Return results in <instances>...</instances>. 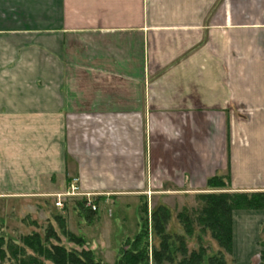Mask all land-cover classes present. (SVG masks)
Returning a JSON list of instances; mask_svg holds the SVG:
<instances>
[{"label": "crops", "instance_id": "obj_1", "mask_svg": "<svg viewBox=\"0 0 264 264\" xmlns=\"http://www.w3.org/2000/svg\"><path fill=\"white\" fill-rule=\"evenodd\" d=\"M213 176L264 195V0H0V204L49 220L77 179L97 210L54 215L116 264L159 207L185 239L177 215ZM197 234L191 251H221ZM263 244L264 209L233 211L226 264Z\"/></svg>", "mask_w": 264, "mask_h": 264}, {"label": "trees", "instance_id": "obj_2", "mask_svg": "<svg viewBox=\"0 0 264 264\" xmlns=\"http://www.w3.org/2000/svg\"><path fill=\"white\" fill-rule=\"evenodd\" d=\"M228 176H213L207 179L208 193L198 195L203 207L195 214V221L200 231H209L211 238L221 251L207 256V248L199 246L197 250L187 253L184 236L169 235L165 228L170 214L164 207L157 208L151 214L152 230L159 240L157 249L149 248L148 226L146 220L141 223L136 237L121 248L116 264H226L224 255L232 254V213L235 210L264 209L262 193L229 192ZM83 203V200H77ZM177 220L185 235H191L192 213L183 210L178 213ZM51 224L44 230L43 236L31 232L20 238V242L4 237L0 231V262L6 260L12 264H106L98 259L79 236L66 229L63 216L54 215ZM143 221V220H142ZM35 224V223H33ZM60 236L67 240L61 243ZM178 247L175 249V245ZM264 247V244H263ZM181 259L177 261V256ZM261 264L264 262V251L260 252Z\"/></svg>", "mask_w": 264, "mask_h": 264}, {"label": "rangeland", "instance_id": "obj_3", "mask_svg": "<svg viewBox=\"0 0 264 264\" xmlns=\"http://www.w3.org/2000/svg\"><path fill=\"white\" fill-rule=\"evenodd\" d=\"M208 192H209V190L207 189V192H205V193H208ZM53 195H49V209H48L49 220H45L43 218V216L40 215L39 213L36 214L35 209H34V214L32 212H30V214L28 215L27 214V213H29L28 208H27L28 203H26V204L23 203V205L14 204L13 201H7L6 204H4V205L1 203L0 204V231L2 232L4 237L7 239H12V240H15L17 242H20L21 237H23V236H25L31 232H36L40 236H43L44 230L46 229V227H48L49 224H51L52 226L54 225L55 227L54 226L53 227L57 228L55 222L53 221V217H54L53 210H55V209L61 210V209L56 208L54 206ZM70 200L76 201L77 199L76 198H72V199L70 198ZM65 201H67V200H65ZM30 204L32 205V207H36L35 203H30ZM202 206H203V202L198 199V201L196 203H193L192 208L189 211L192 213L193 225H192L191 235H186L185 239H184V241H185L184 244H185V247L187 249V253H190L192 249L196 248L195 246L197 244H196V237L195 236H197V235L200 236V234H197L198 226H197V223L195 221V217H196L195 214L199 211V209ZM113 209H115L114 212L121 210V208H119L118 206H115ZM113 209L111 208V210H113ZM174 210L175 209H173V211H172L173 214H174ZM103 215L107 216L106 213ZM144 221L145 220L143 219L142 222H144ZM146 222H147L146 224L148 226L149 248L150 249H154V248L157 249L159 246V240H154L153 238L152 239L149 238V227H151V229H152L151 217L146 219ZM33 223H35V224H33ZM178 228H179V224H178L177 220L175 219V217L173 216L172 222L167 228V232H170L172 234L173 232H177ZM199 229H200V227H199ZM116 232H117V230H116ZM60 239H61L62 244L67 245L66 238H64L63 236H60ZM111 244L114 245L115 241H112ZM201 246H203V245H201ZM174 247L176 249L178 247V244H176ZM203 247H206V246H203ZM97 254H98V251H97ZM114 254H115V251H111V253L108 255V257H104V259L106 260L107 263L113 264L115 256H116ZM180 259H181V257H180V255H178L177 261ZM44 263L49 264V262H44ZM0 264H12V263L4 260V261L0 262ZM15 264H18V263L16 262ZM149 264H152L151 258L149 259ZM253 264H261V257L258 256L257 262L253 263ZM263 264H264V262H263Z\"/></svg>", "mask_w": 264, "mask_h": 264}, {"label": "built area", "instance_id": "obj_4", "mask_svg": "<svg viewBox=\"0 0 264 264\" xmlns=\"http://www.w3.org/2000/svg\"><path fill=\"white\" fill-rule=\"evenodd\" d=\"M53 197L54 206L56 208L62 209L65 200H69L70 198H76L77 200H83L84 206L88 208L91 212L97 210L95 204L93 203V200L91 199V195L80 192L77 179H73L63 192L54 194Z\"/></svg>", "mask_w": 264, "mask_h": 264}]
</instances>
